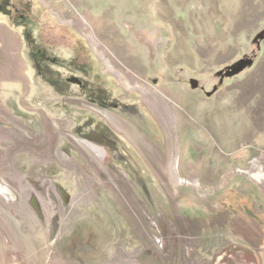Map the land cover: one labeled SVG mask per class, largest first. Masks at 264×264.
I'll return each mask as SVG.
<instances>
[{"label":"rangeland","instance_id":"rangeland-1","mask_svg":"<svg viewBox=\"0 0 264 264\" xmlns=\"http://www.w3.org/2000/svg\"><path fill=\"white\" fill-rule=\"evenodd\" d=\"M0 12V264H264V0Z\"/></svg>","mask_w":264,"mask_h":264},{"label":"flooded vegetation","instance_id":"flooded-vegetation-1","mask_svg":"<svg viewBox=\"0 0 264 264\" xmlns=\"http://www.w3.org/2000/svg\"><path fill=\"white\" fill-rule=\"evenodd\" d=\"M6 7H7L5 9V11L7 13L6 16H12L14 12L11 9L10 3L7 2L6 3ZM1 12H2V14H5V12H3V11H1ZM85 123L86 122L84 121L81 124H78L77 125V128H79V130L81 132V135H80L81 137L83 135H87L88 132H93L96 136H99L98 140H96V137H95L94 138V141L97 142L100 139V140H102V142H106L107 144L113 143V146H111V147L108 146V145H106V143L103 144V145H106V146H104V149L106 150V153L109 152L110 154H112L115 157H117V156L118 157H123V155H122L123 152L121 150L122 145H120L121 144L120 143V140L117 138V135L116 134H112L108 129L98 130L99 128L96 127V125L94 126V123H91V125H89L88 127H85L84 126ZM95 131H97V133ZM98 133H100V134H98ZM80 136H79V139L81 140V137ZM81 141H83V140H81ZM99 143H100V141H99ZM85 147H86V149L90 150L89 151L90 154H91V148L90 147H94V148L98 149L100 151L99 152L100 155H101V151L104 150L103 148H100V147H98L96 145H88V144H85ZM100 155H98V156H100ZM124 160H125V158H124ZM124 160L123 161H120V162H124V163L126 162V163H128L127 160L126 161H124ZM117 161H119V160H117ZM59 190H60L61 193L66 194L60 187H59Z\"/></svg>","mask_w":264,"mask_h":264},{"label":"bare ground","instance_id":"bare-ground-1","mask_svg":"<svg viewBox=\"0 0 264 264\" xmlns=\"http://www.w3.org/2000/svg\"><path fill=\"white\" fill-rule=\"evenodd\" d=\"M90 148H91V153L94 154L95 157L97 158L98 155H100V153H99L100 151H99L98 149L94 148V147H90ZM94 149H95V150H94ZM255 176H256L258 179H261V175H260V174H256ZM6 191H7V190L4 189V190L2 191V193H3V194H7Z\"/></svg>","mask_w":264,"mask_h":264},{"label":"water","instance_id":"water-1","mask_svg":"<svg viewBox=\"0 0 264 264\" xmlns=\"http://www.w3.org/2000/svg\"><path fill=\"white\" fill-rule=\"evenodd\" d=\"M2 10H4V8H2ZM143 187H144L145 192L147 193V190H146L145 186H143Z\"/></svg>","mask_w":264,"mask_h":264}]
</instances>
